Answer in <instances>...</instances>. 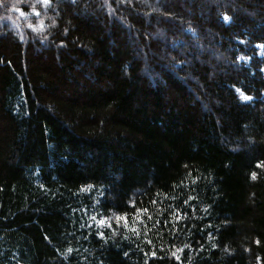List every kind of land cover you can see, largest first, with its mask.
<instances>
[{
    "label": "trees",
    "instance_id": "obj_1",
    "mask_svg": "<svg viewBox=\"0 0 264 264\" xmlns=\"http://www.w3.org/2000/svg\"><path fill=\"white\" fill-rule=\"evenodd\" d=\"M261 45L264 0H0V264H264Z\"/></svg>",
    "mask_w": 264,
    "mask_h": 264
},
{
    "label": "snow or ice",
    "instance_id": "obj_2",
    "mask_svg": "<svg viewBox=\"0 0 264 264\" xmlns=\"http://www.w3.org/2000/svg\"><path fill=\"white\" fill-rule=\"evenodd\" d=\"M40 2L41 3H43L44 5H50V2H51V0H40ZM34 11H35V9H33ZM17 11H20V9H17ZM39 13H37V15H38ZM224 19L225 20H228L229 18L228 17H224ZM42 26V25H41ZM29 27H33L32 25H29ZM61 43H63V42H61ZM261 47H264V45H261ZM248 99H251L250 97H248ZM259 166V165H258ZM253 178H255V173H253ZM185 204H187L188 203V201H185L184 202ZM140 211H146V210H140ZM174 215H175V222L176 223H178L181 219H182V217H183V213L182 212H180L179 210H176V212L174 213ZM116 219H117V222H119L121 219H123V221H124V224H125V226L127 227V224H128V217H127V215H125V216H123V217H116ZM98 224L101 226V227H105V226H107V227H111V221L110 220H107V218H100L99 220H98ZM135 230V229H134ZM97 235L98 236H100L101 238L103 237V235H104V233L102 232V231H100V232H97ZM149 243H150V241H149ZM69 251H71V249H69ZM151 255L152 256H155L156 255V253L155 252H152L151 253ZM173 256H175V253H173ZM177 259H179V257H176Z\"/></svg>",
    "mask_w": 264,
    "mask_h": 264
},
{
    "label": "rangeland",
    "instance_id": "obj_3",
    "mask_svg": "<svg viewBox=\"0 0 264 264\" xmlns=\"http://www.w3.org/2000/svg\"><path fill=\"white\" fill-rule=\"evenodd\" d=\"M261 54L264 56V49L261 50Z\"/></svg>",
    "mask_w": 264,
    "mask_h": 264
}]
</instances>
